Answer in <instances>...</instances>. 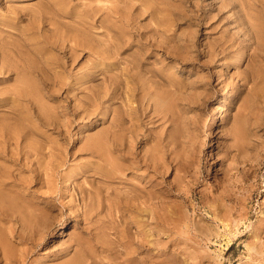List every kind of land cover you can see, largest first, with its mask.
I'll list each match as a JSON object with an SVG mask.
<instances>
[{
	"label": "rangeland",
	"instance_id": "rangeland-1",
	"mask_svg": "<svg viewBox=\"0 0 264 264\" xmlns=\"http://www.w3.org/2000/svg\"><path fill=\"white\" fill-rule=\"evenodd\" d=\"M51 3L59 17L43 0H0V52L21 47L18 35L27 33L43 56L34 61L40 76L29 110V125L42 134L20 160L24 167L7 159L16 148L2 138L22 127L0 111V172L18 184L22 218L0 222V264H123L128 231L121 219L130 215L114 202L130 185L104 177L113 170L109 132L117 119L144 138L136 151L159 159L165 212L186 217L161 234L160 247L170 234L174 247L167 249L182 264H264V0ZM43 12L51 18L40 29ZM0 73V89L13 83ZM142 86L150 91L143 103ZM5 106L24 109L10 99ZM87 144L94 150L83 149ZM29 191L51 197L44 205ZM58 221L67 225L57 229Z\"/></svg>",
	"mask_w": 264,
	"mask_h": 264
},
{
	"label": "bare ground",
	"instance_id": "bare-ground-1",
	"mask_svg": "<svg viewBox=\"0 0 264 264\" xmlns=\"http://www.w3.org/2000/svg\"><path fill=\"white\" fill-rule=\"evenodd\" d=\"M43 1L47 5L46 7L48 9H51L50 12H52V14H54V16L59 17L58 11L60 10V8H57L58 11L56 9L54 11L53 5L51 3L52 0H43ZM208 5H209V3H207V6ZM138 9H140V8H138ZM43 13H41L40 19L38 17H36V15H33V17L38 18L39 23H41L40 29L43 28V23H47L48 20H50V18H51V17L47 18V15H45V12H43ZM46 14H47V12H46ZM76 19H78L77 21H78V23H80L79 21L81 19L78 17H76ZM74 21H75V19H74ZM38 29H39V27H38ZM46 29H44V30L46 31ZM35 30H36V28H35ZM25 34H27V33H25ZM25 34L19 33V35H18L20 40H22L21 47H19L15 43H13L11 45V47L9 46L10 48H9V52L7 54H4L2 51L0 52V71L3 74L4 73H6V74L10 73V75L7 78H12V80H13V83L11 85L0 89V109H1L0 111H5L7 114L10 115L11 120H14L15 122H17V124L20 125L19 127H22L20 129V131H17L16 133H13V134L11 133V134L7 135L6 137H2V138L4 139V143L6 145H8V146L14 145V148H16L15 153L9 149L11 154L7 155V159L10 162H12L13 165H19V167L21 165L20 160H25V159L27 160V158H29L30 152H31L30 150L32 149L31 144L34 140V137L36 135L42 134L39 131L36 132L35 130H33V125L32 126L29 125L31 123L30 121L32 118V115H31V113H29L30 112L29 110L34 109L33 95L35 93V85H36L35 80H38L39 76H40L39 71L37 70V68L34 65V61L39 57H40L39 60L43 59V56L40 52L35 50V48H34L35 42H33L34 38H32L30 34H27L26 35L27 37L23 38V36ZM148 38H150V37H148ZM59 43H60V41H59ZM64 44H65V42H64ZM47 45H52V44H47ZM104 46H102V47H104ZM23 56H25V57H23ZM168 56H169V54H168ZM244 56H245L244 53H242V55H240L236 59V62L241 60V58H243ZM156 76L159 78V75H156ZM114 79H116V78H114ZM158 84L160 85V83H158ZM114 88H115L114 89L115 94L119 95V93H118V90L120 89L119 84H116ZM148 92H150L149 88L142 86V88L140 89V92H139V95H140L139 100L141 103H143L144 101L146 102V100H149V98H148L149 93ZM117 95H115V98L117 100L121 101L120 100L121 97H119V96L117 97ZM133 95H134L133 90L131 89L128 93V96L131 98V97H133ZM167 98H168V96H167ZM8 99H10L14 102H17L19 105H21L22 108H23V104H24V109L16 110L13 107L7 108L5 105L7 104ZM160 101H161V99H160ZM166 101H164V102H166ZM152 102H153V100H152ZM147 103H149V102L147 101ZM165 105H167V104H165ZM127 106H128L129 111H132L134 109V108H132V106H129V105H127ZM4 108L6 110H3ZM23 113H25L24 117H22ZM160 119H162V118H160ZM25 121L27 122V124L24 123ZM120 121H123V120L117 119V122L115 120L116 123L114 122V124H113V129L115 128V130L109 132V134H110L109 141L111 142L109 149L114 154L112 156V164L113 165L111 167L113 170L111 172H109L110 176L105 174L104 177L105 178L106 177H110V178L112 177V180H116L117 185L125 184L126 182H128L126 184L130 185L129 189H125L124 192H122V194H121V192H119V194L116 195V202H114V206L118 210V212H120V214L123 211V212H126L130 215L127 217V219H123L125 221H123L121 219L123 226L125 225L126 230L129 233V234L126 233L127 238H128V240H126V241L128 244L126 246L122 262H123V264H158L156 262V260L159 257H164L169 262V264H182L183 261L181 260V258L179 256H177V253L175 252V250L172 249V251H171V250L167 249L168 246H166V243H170V245L172 247H174V244H173L174 239L171 238L172 236H170V234L169 235L167 234L168 239L165 243H163L162 247H160L159 245L161 244V242H160L161 237H162L161 234L164 235L166 232H171L173 229H175L179 225L180 221H182V222L185 221L186 217L179 216L177 218L176 216L175 217L173 216V213L165 212V199H164V194L162 193L163 187L165 186V185H163V180H162L164 178L163 174L165 173V171H163V173L160 171L162 166L159 164V161H158L159 159L157 158V161H156L155 157L150 156L145 149H142L140 151L139 150L136 151L138 144L141 145V143H145V140H143L144 138L137 140L136 136H134V133H132L129 130L127 132H125ZM22 122H23V124H22ZM163 125H164V123H163ZM109 130H112V128ZM59 134H61V133H59ZM85 137H87V136H85ZM105 139H106V137H103V139H102L104 141L103 143H105ZM21 142H27V143H26V145L24 144L23 146H21L20 145ZM92 147L93 146L91 144H87L83 147V149L87 150V149H91ZM102 147H103V145H102ZM17 148H19V150H17ZM100 150H102V149H100ZM104 150H106V149H104ZM104 150H102V151H104ZM6 152H8V151H6ZM107 155H108V153H107ZM0 156H2V157L6 156L4 149L3 150L0 149ZM105 156L106 155L99 156V158L104 163V165L106 162L104 160ZM108 156H110V155H108ZM21 166H23V165H21ZM105 166H107V165H105ZM5 175L2 172H0V222L2 220H6L7 219L6 216H8V218L13 222H20L22 218L20 216V213H18V212H21V211H19L20 209L16 205L17 200L19 198V192L17 191L18 184L14 180L13 181H6ZM127 175H130V178H132L131 177V175H132L133 177H136L137 179H139V184L134 185L133 183L129 182V179H126ZM198 181H199V179H198ZM36 184H38V183L36 182ZM26 189L29 190L28 187ZM168 189H169V187H168ZM121 190H123V189H121ZM28 195L30 197L39 198L40 200L43 201L42 203L44 205H46L47 200L50 199V197H51L50 195H46V196L34 195L33 191H29ZM176 196H178V195H176ZM192 197H193V195H192ZM26 200H28V199H26ZM31 205H33V204H31ZM37 205H39V204L37 203ZM23 207L26 208V206H23ZM31 213H32V210H31ZM33 213H34V211H33ZM176 215H178V214H176ZM33 219H32V217H29V218H26L25 220H22V221H27V220L31 221ZM58 223H59V226L57 227V229H61L67 225V223L64 221H58ZM165 225L166 226L171 225V227L166 228ZM42 226H44V225H42ZM159 226L160 227L163 226V228L161 229V228H159ZM12 227H14V226H12ZM40 229H42V228H40ZM187 230H188V232H190L189 229H187ZM12 231L13 230H11V234H12ZM42 231H43V229H42ZM44 231H45V229H44ZM205 232H206V230H205ZM14 234H16V233H14ZM37 234H38V232H37ZM19 235L20 234H18V236ZM42 235H44V234H42ZM13 236H15V235H13ZM23 236H24V234H23ZM2 237H3V231L0 227V263H1L2 254H3L2 246H1ZM19 238H20V236H19ZM122 238H124V237L122 236ZM155 243L160 248H156V251L154 252L153 249L151 248V246L155 245ZM106 246H108V245H106ZM110 246H112V245H110ZM105 251H107L109 254L114 253V251L119 255L122 254L121 250L115 249L114 247H110V248L107 247V248H105ZM85 253H86V251H85ZM118 257L119 256L117 255V259H119ZM108 258H110V257L108 256ZM93 259H96V258H93ZM114 260L117 261L116 259H114ZM118 263L122 264V263H120V260L118 261Z\"/></svg>",
	"mask_w": 264,
	"mask_h": 264
}]
</instances>
